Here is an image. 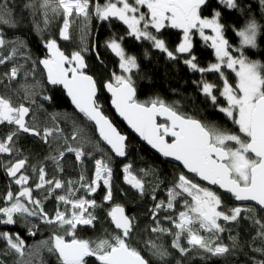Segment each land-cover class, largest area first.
I'll return each instance as SVG.
<instances>
[{"label": "snow or ice", "instance_id": "1", "mask_svg": "<svg viewBox=\"0 0 264 264\" xmlns=\"http://www.w3.org/2000/svg\"><path fill=\"white\" fill-rule=\"evenodd\" d=\"M218 2L227 9L240 10L242 7L238 0ZM207 3L208 0H28L24 8L31 9L33 17L42 14V20L33 19L32 23L42 35L46 52L42 58L35 59L27 51L28 45L23 39H8L0 31V66L10 65L0 72V87L3 88L0 92V126H11L0 135V156L5 157L0 159V169L9 178V185L0 193V225L22 224L27 227L29 236L37 235L39 224L53 228L48 239L33 246H26L19 233L0 231V240L6 245L0 255L14 254L17 257L15 264H34V258L44 264L41 251L46 249L56 256L57 264H154V261L155 264H171L172 251L156 240L145 241L151 259L143 254V249L134 246L135 218L126 214L123 205L114 202L110 159H94V175L90 180L82 171L78 180L64 181L55 174L48 178L43 164L30 165L29 158L23 156L16 141L21 134H28L39 137L49 145L50 151L56 153L47 159L56 163L58 173L64 171L60 160L66 152L74 153L81 164L84 157L93 158L92 152L85 151V144L90 142L85 141L81 135L83 129L75 122L71 137L64 136L58 125L41 128L37 122L33 109H43L39 99H52L45 94L50 85L66 91L75 109L94 125L99 140L116 157L127 156V137L117 130L98 103L101 87L111 94L115 111L144 141L163 157L174 159L187 173L193 174L189 177L180 173L173 186L167 188L166 199L154 204L151 210L153 224L149 230L158 234L157 239L172 236L170 248L181 256L196 250L211 257H223L236 251L243 252L247 247L260 257H250L251 264H264V218H257L256 209L250 206L225 208L217 191L195 179L217 186L236 201L255 202L264 210V63L245 55V49L257 48L264 26L254 17L248 18L235 31L239 43L233 48L226 38L228 29L221 22V11L214 10L211 18L203 15ZM259 3L264 5V0ZM11 16L8 0H0V25L16 28L18 24ZM93 17L110 24L113 20L122 23L126 26V36L149 42L152 48L166 54L168 60H182L191 72L200 74V79L194 80L193 84L237 130L206 123L181 112L175 104L160 97L140 101L133 73L134 69H139V63L137 57L127 54L122 46L124 35L113 33L104 42L105 47L119 58L120 72L113 71L110 79L99 84L86 71L88 65L84 55L96 47L93 44L90 49L86 44ZM57 18L62 21L58 30L60 40L70 41L75 28L81 33V46L70 55L61 49L56 38H43V33ZM165 28L179 29L183 33L174 49L157 35ZM206 30H210V34ZM196 34L213 50L214 61L207 66H200L193 52ZM144 55L147 57V51ZM96 57L103 64L98 52ZM20 59L24 63H20ZM40 66L42 80L38 81L35 75ZM229 73L234 74V82L230 81ZM207 74H216L219 84L210 82ZM21 77L23 82L12 88ZM58 116L52 115L51 119L55 122ZM50 139L63 140V144L57 143L53 148ZM69 139L77 142V146H70ZM93 147L95 151H103L99 143ZM29 168L35 179L29 174ZM139 171L148 175L145 169ZM123 173L125 183L143 196L144 181L134 174L132 165L125 164ZM101 182L105 192L102 203H98L91 197L101 187ZM12 185L17 187L13 189ZM81 189L84 194L78 195ZM57 190H63L64 194H58ZM34 192L38 194L34 195ZM50 198L57 202L51 213L45 207ZM178 198H183V210L176 212ZM152 199L156 200L154 194ZM103 203L109 204L106 217L114 226V232L105 230L104 235L95 240L80 238L78 229L96 226L95 210L102 208ZM162 211L165 215L161 219ZM31 218H37L39 224L33 223ZM242 220H251L257 227L250 243L242 245L239 233L229 236L230 245L223 243L220 234L231 232ZM162 221H167L170 227L163 226ZM0 264L5 261L0 259Z\"/></svg>", "mask_w": 264, "mask_h": 264}, {"label": "trees", "instance_id": "2", "mask_svg": "<svg viewBox=\"0 0 264 264\" xmlns=\"http://www.w3.org/2000/svg\"><path fill=\"white\" fill-rule=\"evenodd\" d=\"M28 0H8V5L12 10L11 19L15 20L18 24L16 28H10L7 25H0V31H3L6 38L16 39L19 37L23 39L27 45V51H30L32 57L42 58L45 55L46 50L43 47L42 35L35 30L32 23L33 19L42 20V14L37 13L35 17L32 15L31 9L24 8V4ZM103 2V0H101ZM242 6L240 10L227 9L223 5L219 4L218 0H208L207 6L203 9V15L211 18L214 10H219L222 13L221 22L227 26L226 38L229 39L233 48L238 46L239 38L235 35V31L243 26L248 18L254 17L262 26H264V5L259 3V0H238ZM62 21L57 18L49 28L43 33V38H56L63 51L66 54H71L73 50L78 48L70 41H62L59 39L58 30ZM41 27L43 25L41 24ZM90 34L87 38H90V43L87 46L91 49L93 44L96 45L95 50H90L84 53L85 60L88 65L86 71L88 74L93 75L97 79L99 84L110 79L113 71L119 74L120 69L118 67L119 58L111 52L110 49L105 47V41L113 34L124 35L125 39L122 46L129 55H135L138 59L139 69L133 70L134 79L137 83L138 96L140 101H146L156 97L164 99L169 104H175L181 112L187 113L200 119L206 123H212L223 129L236 131V126L228 119L223 113L219 112L210 101H206L203 94L198 90L194 80L200 79V74L191 72L187 66L182 63V60L170 61L167 59L166 54L160 52L151 47L149 42L136 41L132 37L126 36V26L122 23L113 20L111 24L107 21H99L93 17L90 23ZM210 33V31H206ZM160 38L164 39L170 49H174L175 46L182 38L180 30L166 28L161 33L157 34ZM87 39V40H88ZM147 51L148 55L145 57L144 53ZM99 53L103 60L101 64L96 57V53ZM193 52L198 58L200 66H207L210 62L214 61L213 50L210 49L196 34L193 37ZM235 54V53H234ZM245 55L249 59L258 60L264 63V31L261 36L258 37V46L255 49H245ZM20 63H24L23 59H20ZM30 63V62H29ZM8 66H0V72L5 71ZM28 67V65H26ZM42 66L37 68L35 80H42ZM206 78L213 83L219 84V80L216 74H207ZM229 79L234 82V74L229 73ZM23 82V78H19L18 81L12 84V88L18 87L19 83ZM3 88L0 87V92ZM47 95L51 96L50 101L38 100V103L43 104V109H36L34 112L37 118V122L40 127H54L58 125L66 137H71L73 134L74 123L79 128L83 129L81 135L85 141L90 142L85 144V151L92 152L93 158L84 157L83 164L76 161L74 153H65V156L60 160V164L63 166V173L56 172V163L50 159H47L50 155H55L54 151H50L49 145L44 144L39 137H32L28 134H21L16 143L21 150L23 156L29 158L30 165L43 164L48 172V178H51L53 174L57 178L64 181L78 180L81 172L86 175L90 180L94 175V159L105 158L110 159V166L113 169L112 184L114 190V202L125 206L129 216L135 218L136 229L133 234L134 246H138L143 249V254L151 259V253L147 251L145 241L156 240L157 243H162L172 251L173 255L169 257L171 264H176L180 261V264H251L250 257L257 256L250 249L244 247L243 252L236 251L234 254H230L223 257H211L202 251L197 252L193 250L187 255L181 256L175 250L170 248L172 236L164 235L157 239L158 234L150 232V227L153 222L151 219V210L155 203L159 200L166 199L167 188L173 186L177 176L180 173H185L184 170L177 164L165 161L150 149H148L142 142L134 137L127 129L126 125L119 121L115 116L114 111L110 107V97L105 93V90L101 87L99 90L98 103L101 105L102 110L106 116H108L118 127L120 132L127 136V156L116 157L114 153L110 151L108 146L99 140L98 133L95 131L94 125L87 121L83 117V114L79 113L75 106L72 105L70 98L67 96L65 90L61 87L47 86ZM222 103L223 102L222 100ZM59 114L57 121L51 119L52 115ZM70 117V118H66ZM11 126H0V135L5 134ZM52 147L55 148L56 144H63V140L51 141ZM69 145L72 147L77 146V142L69 139ZM99 143L100 148L103 151H95L94 145ZM5 157L0 156V159ZM125 164H131L134 174L138 175L145 184V194H141L124 181L123 166ZM145 169L148 175H144L139 170ZM29 174L31 169L29 168ZM186 174V173H185ZM189 177L192 175L186 174ZM197 180V178H195ZM198 182V181H197ZM9 185V178L4 171L0 169V193L6 189ZM13 189L17 186L12 185ZM79 187V185H75ZM219 191V190H217ZM105 189L101 182V187L98 191L92 195L91 198L97 200L98 203H102V197ZM58 194H64L63 190H57ZM220 193V192H219ZM38 193L34 192V195ZM83 189L78 195H83ZM156 196V200L152 199V195ZM222 199L225 201V208H231L237 205L234 198L230 195L220 193ZM190 199V198H189ZM57 202L55 199L50 198L45 202L46 211L51 213L56 207ZM2 206V205H0ZM256 209L257 218H264V212L254 205H248ZM246 206V207H248ZM109 207L108 203H103V207L96 209L95 213L98 216L96 226L83 227L78 229V235L83 239L95 240L98 237L104 235L105 230L108 233L114 232V226L111 225L109 219L106 217V209ZM183 210V198H178V202L175 206V211ZM165 213H160L161 219ZM33 223H38L37 218H31ZM163 226L170 227L167 221H162ZM0 231H10L13 233H19L25 240V244L30 246L36 245L39 241L48 239L53 232L51 226L39 224V231L36 236H29L27 227L22 224L17 225H0ZM257 227L251 220H242L239 225L232 228L231 232L226 231L220 234L222 242L225 244H231L229 239L230 235H236L239 233V239L242 245L250 243L251 238L256 235ZM207 235L206 233H204ZM6 248L5 243L0 240V253ZM41 257L44 264H57L56 256L47 252L46 249H42ZM203 257V258H202ZM16 256L9 254L7 256L0 255V259L5 261V264H15ZM34 264H39V261L34 258ZM155 264V261H154Z\"/></svg>", "mask_w": 264, "mask_h": 264}, {"label": "water", "instance_id": "3", "mask_svg": "<svg viewBox=\"0 0 264 264\" xmlns=\"http://www.w3.org/2000/svg\"><path fill=\"white\" fill-rule=\"evenodd\" d=\"M105 90V93L110 97V107H111V109L114 111V113H115V116L117 117V119L119 120V121H121V122H123L125 125H126V127H127V129H128V131L134 136V137H136L140 142H142L148 149H150L154 154H156L157 156H159L160 158H162L163 160H165V161H169V162H172V163H175V164H177V165H179L183 170H184V172L186 173V174H189V175H193V174H191V173H187V170L186 169H184L183 168V166L179 163V162H177V161H175L174 159H172V158H166V157H163L160 153H158L155 149H153L146 141H144L140 136H139V134L138 133H136L129 125H128V123H127V121H125L121 116H119V114L115 111V109H114V107L111 105V94L109 93V92H107V90L106 89H104ZM98 96H99V91H98ZM70 98V97H69ZM70 100H71V98H70ZM109 118V117H108ZM110 119V118H109ZM111 120V119H110ZM112 121V120H111ZM112 123H113V125L117 128V130L118 131H120L119 129H118V127L115 125V123L112 121ZM121 134H123V135H125L124 133H122L121 132ZM29 136H31V135H29ZM126 136V135H125ZM32 137H34V136H32ZM127 137V136H126ZM128 140V139H127ZM126 143H127V141H126ZM197 181H198V183H201V184H203V185H206V186H208V187H211V188H218L217 186H211V185H208L207 184V182L206 181H199V179L197 178ZM218 190L220 191V193H222V194H225V195H230V194H227V193H225L222 189H219L218 188ZM231 196V195H230ZM236 201V200H235ZM236 203H238V204H240V205H247V204H249V205H254V206H257L258 208H259V206L258 205H256L255 204V202H251V201H236ZM125 207V206H124ZM125 210H126V208H125ZM263 212H264V210H262ZM126 214L128 215V213H127V211H126Z\"/></svg>", "mask_w": 264, "mask_h": 264}, {"label": "rangeland", "instance_id": "4", "mask_svg": "<svg viewBox=\"0 0 264 264\" xmlns=\"http://www.w3.org/2000/svg\"><path fill=\"white\" fill-rule=\"evenodd\" d=\"M142 11H146V9H142ZM89 28H90V25H89ZM166 29V28H165ZM165 29H163V30H165ZM181 31V30H180ZM207 32L208 31H210V30H206ZM88 34H90V29H88ZM181 36L183 37V33H182V31H181ZM210 34V33H209ZM80 35H81V33H80V31H79V29L78 28H75V29H73L72 30V39L70 40V42L73 44V45H75L77 48L78 47H80L81 45H80ZM89 36V35H88ZM88 38H86V42L87 43H90V38L87 40ZM181 40H182V38H181ZM180 40V41H181ZM179 41V42H180ZM178 42V43H179ZM86 43V44H87ZM27 103V102H26ZM206 187H208V186H206ZM213 189V188H212ZM214 191H216L215 189H213ZM218 192V191H217ZM218 194H220L219 192H218ZM223 200V199H222ZM223 202H224V206H225V201L223 200ZM26 246H28V245H26ZM30 246H33L32 244L30 245Z\"/></svg>", "mask_w": 264, "mask_h": 264}, {"label": "flooded vegetation", "instance_id": "5", "mask_svg": "<svg viewBox=\"0 0 264 264\" xmlns=\"http://www.w3.org/2000/svg\"><path fill=\"white\" fill-rule=\"evenodd\" d=\"M162 30H163V29H162ZM162 30H161V31H162ZM176 30H179V29H176ZM202 185H203V184H202ZM203 186H206V185H203ZM213 189H215L216 191L218 190V188H216V187L213 188ZM218 192H220V191H218ZM234 200H235V199H234ZM235 202H236V201H235ZM248 205H249V204H247V205H240V204L237 203L236 206H244V207H246V206H248Z\"/></svg>", "mask_w": 264, "mask_h": 264}]
</instances>
